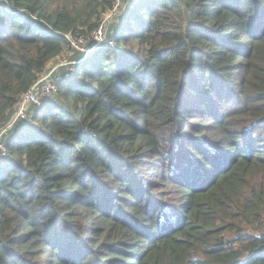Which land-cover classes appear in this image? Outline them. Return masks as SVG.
Masks as SVG:
<instances>
[{
  "label": "trees",
  "instance_id": "16d2710c",
  "mask_svg": "<svg viewBox=\"0 0 264 264\" xmlns=\"http://www.w3.org/2000/svg\"><path fill=\"white\" fill-rule=\"evenodd\" d=\"M114 2L0 0V131ZM112 17L1 137L0 264H264V0Z\"/></svg>",
  "mask_w": 264,
  "mask_h": 264
},
{
  "label": "built area",
  "instance_id": "2783aa9c",
  "mask_svg": "<svg viewBox=\"0 0 264 264\" xmlns=\"http://www.w3.org/2000/svg\"><path fill=\"white\" fill-rule=\"evenodd\" d=\"M118 1L119 0H115L114 6H116ZM109 15L111 17V13ZM108 22L109 19L103 18L101 25L93 31L91 38L84 35H78L77 37L70 39L72 50L68 49L64 51L60 59L56 63L52 64L51 68H48L49 70L47 69V72L41 75L19 98L15 105V111L8 120L7 129L11 127L19 118H24L31 106L41 104L44 99L52 95V93L56 90V81L61 78L63 72H69L72 68V64L75 62L73 57L70 58L71 54L74 55L75 51L85 53V51L88 50L89 45L94 46L101 40L106 41V38L103 36L107 29ZM84 42L85 44H83ZM108 42L112 43V39L108 40ZM7 129L5 130L4 127L0 131V155L6 153V148L1 142V136L6 133Z\"/></svg>",
  "mask_w": 264,
  "mask_h": 264
},
{
  "label": "rangeland",
  "instance_id": "374dc122",
  "mask_svg": "<svg viewBox=\"0 0 264 264\" xmlns=\"http://www.w3.org/2000/svg\"><path fill=\"white\" fill-rule=\"evenodd\" d=\"M127 2V0H119L118 2H117V4H116V6H114L113 7V10L111 11V12H108V13H106L105 15H104V19H109V22H108V26H107V29H106V31H105V33H104V38H106V39H108L107 37L109 36V28H110V31H111V29L112 28H114V27H112L113 26V24L112 23H116L117 21H118V17H116V18H113L112 17V15L113 14H117V16H118V14L121 12V10L124 8V6H125V3ZM111 13V17H110V14ZM105 42L104 40H101V41H99V42H97V44L98 43H101V42ZM83 44H85V42L83 43ZM94 44H96V43H94ZM93 47V45L92 46H90L89 45V48H88V50H86L85 51V53H80L81 55H85L91 48ZM62 56V55H61ZM73 56V55H72ZM51 65H52V63H49L48 65H47V67H46V70L42 73V75L44 74V73H46L47 72V69L49 68H51ZM48 69V70H49ZM32 107V106H31ZM30 107V108H31ZM1 137H4V134L1 136ZM6 151V150H5ZM7 152V151H6Z\"/></svg>",
  "mask_w": 264,
  "mask_h": 264
}]
</instances>
